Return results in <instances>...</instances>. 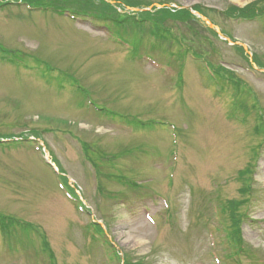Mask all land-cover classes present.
I'll return each mask as SVG.
<instances>
[{"label":"rangeland","instance_id":"rangeland-1","mask_svg":"<svg viewBox=\"0 0 264 264\" xmlns=\"http://www.w3.org/2000/svg\"><path fill=\"white\" fill-rule=\"evenodd\" d=\"M243 2L0 0V139L28 138L0 145V264H237L231 218L264 264V13L236 11L264 0Z\"/></svg>","mask_w":264,"mask_h":264},{"label":"trees","instance_id":"trees-1","mask_svg":"<svg viewBox=\"0 0 264 264\" xmlns=\"http://www.w3.org/2000/svg\"><path fill=\"white\" fill-rule=\"evenodd\" d=\"M236 11H238L239 14H240L239 16H240L241 18H244V19L255 17V16H257V14H258V16H259V15H261V14L264 13V11L262 12V10H261V13H257V11L254 12V10L252 9V6H250V7H248V8L241 9V10H236ZM179 14H183V13H179ZM168 15H169V16H173V15L170 14V13H169ZM176 17L179 18V19H182L181 17H179V15H177Z\"/></svg>","mask_w":264,"mask_h":264},{"label":"bare ground","instance_id":"bare-ground-1","mask_svg":"<svg viewBox=\"0 0 264 264\" xmlns=\"http://www.w3.org/2000/svg\"><path fill=\"white\" fill-rule=\"evenodd\" d=\"M244 0H235V2L237 3V4H239V5H243V2Z\"/></svg>","mask_w":264,"mask_h":264}]
</instances>
